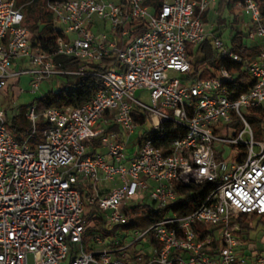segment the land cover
<instances>
[{
  "label": "built area",
  "instance_id": "2783aa9c",
  "mask_svg": "<svg viewBox=\"0 0 264 264\" xmlns=\"http://www.w3.org/2000/svg\"><path fill=\"white\" fill-rule=\"evenodd\" d=\"M155 1H49L63 35L48 54L34 48L18 0H0V97L8 99L23 78L31 94L62 75H94L103 84L78 107L42 108L37 101L20 110L29 123L22 139L0 103V264H264V250L248 245L246 225L264 216V145L249 120L251 110L264 107V10L255 0L234 2L246 18L240 32L260 46L245 60L203 20L218 0ZM99 22L111 30L98 33ZM138 23L146 26L139 34ZM209 37L219 57L254 81L237 98L228 89L236 77L225 68L189 78V48ZM57 56L82 66L60 69ZM112 57L117 64L109 70H88ZM139 92L149 93V104ZM228 144L239 154L235 161L219 158ZM206 183L215 186L195 210L169 208L184 189ZM88 206L108 228L119 227L117 234L86 241ZM135 221L146 223L125 230Z\"/></svg>",
  "mask_w": 264,
  "mask_h": 264
},
{
  "label": "trees",
  "instance_id": "16d2710c",
  "mask_svg": "<svg viewBox=\"0 0 264 264\" xmlns=\"http://www.w3.org/2000/svg\"><path fill=\"white\" fill-rule=\"evenodd\" d=\"M49 1H65V0H18V5L22 7L25 24L33 33V46L36 49L45 51L48 54H54L57 50V40L63 34L56 26L53 14L49 8ZM241 0H218L217 7L214 9L215 15L212 19L209 17V12L203 15L205 22H212L214 27L212 33L217 35L218 31L227 25L230 17H233V23L239 22L241 15L234 8V2ZM264 10V0H255ZM227 16L225 17V15ZM136 33H141L145 28L144 23H138ZM247 36L243 32L237 33L233 37V45L231 51L237 53L245 60H253L258 52L259 45L245 40ZM189 56L192 59L193 72L189 78H211L216 75V71L225 68L235 75V81L228 85L231 98H237L240 94L247 91L254 83L251 76L242 70L241 66L233 62L229 58L218 56V52L214 47L213 38L209 37L202 45L196 49L189 48ZM57 65L60 69L77 70L82 66V63L73 58L57 56ZM117 64V58H106L99 64H89L90 72L102 73L109 70ZM207 66L203 73H199L201 66ZM65 78L63 85L57 91H50L43 97L38 99L42 108L73 106L78 107L86 102H89L92 97L103 88L100 78L94 75H62ZM252 119H256L264 123V107H259L250 111ZM9 125L16 130L18 138L22 139L29 133V123L25 119L24 111L15 116H9ZM114 130H119L117 127H112ZM176 131L169 132L168 141L175 138ZM40 141L36 137L33 142V147ZM214 183H206L200 187L188 188L183 190L184 198L175 205L170 206L173 210H180L181 214H188L196 209L206 194L213 189ZM81 188H85L84 184ZM169 208L165 209L168 210ZM140 211L141 208L137 207ZM147 214L150 212L145 209ZM159 218L162 217V212L158 213ZM87 219L89 225L86 229L85 240L89 241L95 234L102 237L115 235L120 230L119 227L108 228L107 222L103 214L96 207H87ZM264 219V216L261 217ZM148 221H153L147 217ZM135 221L130 227H125V230H130L134 226L143 225ZM134 250L130 252L133 256Z\"/></svg>",
  "mask_w": 264,
  "mask_h": 264
},
{
  "label": "rangeland",
  "instance_id": "374dc122",
  "mask_svg": "<svg viewBox=\"0 0 264 264\" xmlns=\"http://www.w3.org/2000/svg\"><path fill=\"white\" fill-rule=\"evenodd\" d=\"M162 1L163 0H156L155 3H159ZM146 5H150V4H146ZM214 15L215 12L213 10L212 12H210V16H209L210 19H212ZM226 16L227 14L225 15V17ZM245 19L246 18H243V16H241L239 22L233 23V17H230V20L227 23V25L222 27L218 31L217 36H219L223 40L227 48L232 47L233 37L241 31V26H242L241 24L242 21ZM210 23L213 24L212 22ZM98 27H99L98 30L95 29V31H97L98 33H100L103 30V28H105L106 30H111L110 22H106V25L104 24V22H99ZM242 30H244L245 33V29L243 27ZM171 75L180 76L178 73L175 72H171ZM64 80L65 78L62 76L51 77L41 85L39 92H37L36 94H31L29 93L30 87L27 84L26 79L23 78L22 82L19 85H17L16 88L11 87L9 89L8 99H5L4 97H0V103L2 104L4 109L8 111L10 117L14 115L15 116L19 115L18 113L20 110L27 108L29 105L33 103H36L38 99L43 97L48 92L57 91L63 85ZM19 89H23L25 91V93L22 94L21 96H19L18 94ZM13 97L17 98L16 101L13 100ZM137 98L142 103L145 104L150 103V96L148 92H142V93L139 92L137 94ZM137 117L138 119H140L141 124H146L145 119L143 118L141 113L137 115ZM249 120L251 122V126L253 128L256 140H258L260 143L264 145V123H261L258 120L252 118H250ZM232 136L233 135H231V139L234 138ZM232 147L233 146L231 144H228L225 147L221 146L219 151V158L226 160L227 162L237 160L239 154L237 153V150H234ZM222 151H225V155L224 153H222ZM98 152L101 153L102 150L99 149ZM107 185L113 186V183ZM246 225L250 227L249 233L247 234V238H248L247 240L249 241L248 245H250V247L257 248L260 251L261 249L264 250V219H261V217H253V218L250 217L246 220Z\"/></svg>",
  "mask_w": 264,
  "mask_h": 264
},
{
  "label": "crops",
  "instance_id": "0c3cea01",
  "mask_svg": "<svg viewBox=\"0 0 264 264\" xmlns=\"http://www.w3.org/2000/svg\"><path fill=\"white\" fill-rule=\"evenodd\" d=\"M209 16H210V13H209ZM99 29V28H98Z\"/></svg>",
  "mask_w": 264,
  "mask_h": 264
}]
</instances>
